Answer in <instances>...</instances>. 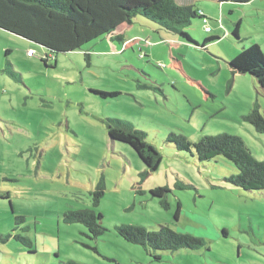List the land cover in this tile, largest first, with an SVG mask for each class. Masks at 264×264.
<instances>
[{"label": "rangeland", "instance_id": "1", "mask_svg": "<svg viewBox=\"0 0 264 264\" xmlns=\"http://www.w3.org/2000/svg\"><path fill=\"white\" fill-rule=\"evenodd\" d=\"M195 2L208 21L193 19L185 30L194 43L137 18L120 29L124 41L103 37L52 55L0 29V234L33 243L0 244V264H264V191L232 185L238 170L224 157L199 162L168 142L172 134L191 143L238 136L264 162V133L244 119L256 105L264 116V90L230 67L252 44L264 54V0ZM108 118L147 134L162 156L156 171L110 138ZM100 185L104 197L93 208ZM158 187L169 189L168 208L151 194ZM88 209L108 230L96 241L64 220ZM123 224L151 233L167 226L205 246L159 251L155 261L116 233Z\"/></svg>", "mask_w": 264, "mask_h": 264}, {"label": "trees", "instance_id": "2", "mask_svg": "<svg viewBox=\"0 0 264 264\" xmlns=\"http://www.w3.org/2000/svg\"><path fill=\"white\" fill-rule=\"evenodd\" d=\"M218 1L247 4L252 0ZM137 18H143L169 33L177 34L190 43L194 42L185 30L191 26L193 19L198 18L205 23L208 21L190 0H0V29L41 46L52 55L78 51L103 37L124 41V36L117 31L123 25L132 24V20ZM239 28L240 24L235 25L233 32L238 39ZM216 40L218 38H212L204 44ZM30 50L34 51L30 48L27 52ZM34 53L36 55L35 51ZM230 67L233 73L252 76L264 90V54L259 45L252 44L240 52L230 62ZM6 74L17 78V73ZM97 94L104 98L119 95L100 92ZM244 119L259 133H264V116L260 114L257 105ZM105 122L110 138L129 145L149 172L159 168L162 156L148 142L145 132L119 119L108 118ZM169 137L168 142L173 144L177 151L188 153L199 162L213 161L218 157L229 160L238 170L237 175L228 179L232 185L246 191H264V162H259L252 156L241 137H202L197 143H191L180 135L172 134ZM104 192L105 188L100 185L91 193L93 208L100 204ZM168 192V187H158L152 190L151 194L161 199L164 208H168ZM180 209L179 204L178 212ZM64 220L68 224H82L88 231V237L95 241L108 232L101 224L103 215L94 209L69 212L64 216ZM116 233L126 242L142 248L155 261L161 260V256L157 254L159 251L200 250L205 246L203 239L177 233L167 226H160L159 231L151 233L142 227L123 224L116 228ZM12 238L24 245H33L31 240L19 234H0V244L8 243ZM65 264L80 263L68 261Z\"/></svg>", "mask_w": 264, "mask_h": 264}, {"label": "built area", "instance_id": "3", "mask_svg": "<svg viewBox=\"0 0 264 264\" xmlns=\"http://www.w3.org/2000/svg\"><path fill=\"white\" fill-rule=\"evenodd\" d=\"M205 31H206V33H211L212 32V28L210 26H206L205 27ZM27 55L29 57H33V56H35V53H34V51L31 50V51L27 52Z\"/></svg>", "mask_w": 264, "mask_h": 264}, {"label": "crops", "instance_id": "4", "mask_svg": "<svg viewBox=\"0 0 264 264\" xmlns=\"http://www.w3.org/2000/svg\"><path fill=\"white\" fill-rule=\"evenodd\" d=\"M190 2H192L193 4H195L196 2H195V0H190ZM196 5V4H195ZM200 10V9H199ZM128 26V24H126V25H123L120 29H125L126 27ZM120 29L117 31L118 33H119V31H120ZM214 32V29L212 28V32L210 33V34H212ZM121 34V33H120ZM128 46V45H127ZM126 46V47H127ZM27 57L29 58V59H32V58H34L35 56H33V57H29L28 55H27Z\"/></svg>", "mask_w": 264, "mask_h": 264}]
</instances>
